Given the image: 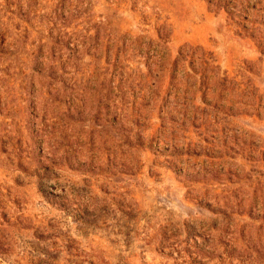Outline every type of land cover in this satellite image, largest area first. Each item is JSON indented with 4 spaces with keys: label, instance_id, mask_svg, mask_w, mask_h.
<instances>
[{
    "label": "rangeland",
    "instance_id": "rangeland-1",
    "mask_svg": "<svg viewBox=\"0 0 264 264\" xmlns=\"http://www.w3.org/2000/svg\"><path fill=\"white\" fill-rule=\"evenodd\" d=\"M0 264H264V0H0Z\"/></svg>",
    "mask_w": 264,
    "mask_h": 264
}]
</instances>
